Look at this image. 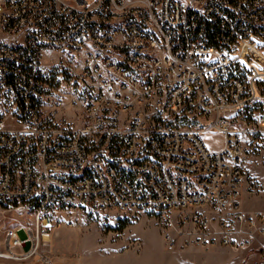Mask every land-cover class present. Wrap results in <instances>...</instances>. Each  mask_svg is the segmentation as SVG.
Instances as JSON below:
<instances>
[{
  "label": "built area",
  "instance_id": "obj_1",
  "mask_svg": "<svg viewBox=\"0 0 264 264\" xmlns=\"http://www.w3.org/2000/svg\"><path fill=\"white\" fill-rule=\"evenodd\" d=\"M255 46L264 0H0V206L27 203L35 221L0 235V256L51 263L40 239L72 211L193 210L235 249L264 237V213L240 207L243 132L226 115L260 97ZM48 66L69 75L75 95L54 104L80 125L48 124ZM258 127L263 140L264 109Z\"/></svg>",
  "mask_w": 264,
  "mask_h": 264
},
{
  "label": "rangeland",
  "instance_id": "obj_2",
  "mask_svg": "<svg viewBox=\"0 0 264 264\" xmlns=\"http://www.w3.org/2000/svg\"><path fill=\"white\" fill-rule=\"evenodd\" d=\"M256 47V46H255ZM257 48V47H256ZM264 65V51L257 48ZM57 60H69V55H56ZM52 57L46 53V64ZM46 120L53 127L78 126L83 112L66 104L59 109L54 102L60 92L75 95L71 79L65 72L46 68ZM73 95V96H72ZM264 109V84L255 103L226 112L230 123L243 133L244 183L240 207L248 215L264 213V139L257 138L258 117ZM192 127H197L192 125ZM207 144L211 149L223 146L219 132H211ZM193 210L172 211L169 215L154 211L121 212L117 210L72 211L59 216L62 223L40 239L39 251L51 257L49 264H255L264 237L255 234L250 248L235 249L221 242L215 233L216 220L202 231L192 221ZM225 215V213H219ZM170 218V220H167ZM34 216L27 203L13 208L0 206V235L12 228L20 231L34 227ZM71 222L75 223L72 225ZM248 234L240 231L238 239ZM0 256V264H43L27 257L23 249Z\"/></svg>",
  "mask_w": 264,
  "mask_h": 264
},
{
  "label": "water",
  "instance_id": "obj_3",
  "mask_svg": "<svg viewBox=\"0 0 264 264\" xmlns=\"http://www.w3.org/2000/svg\"><path fill=\"white\" fill-rule=\"evenodd\" d=\"M20 233L25 237V230L24 229H21Z\"/></svg>",
  "mask_w": 264,
  "mask_h": 264
},
{
  "label": "bare ground",
  "instance_id": "obj_4",
  "mask_svg": "<svg viewBox=\"0 0 264 264\" xmlns=\"http://www.w3.org/2000/svg\"><path fill=\"white\" fill-rule=\"evenodd\" d=\"M5 255H7V254H5Z\"/></svg>",
  "mask_w": 264,
  "mask_h": 264
}]
</instances>
